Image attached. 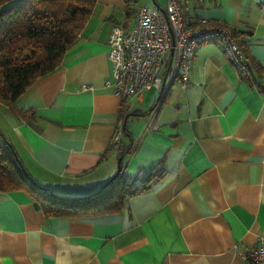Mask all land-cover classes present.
<instances>
[{
	"label": "crops",
	"instance_id": "0c3cea01",
	"mask_svg": "<svg viewBox=\"0 0 264 264\" xmlns=\"http://www.w3.org/2000/svg\"><path fill=\"white\" fill-rule=\"evenodd\" d=\"M177 2L190 28L234 32L249 75L208 40L185 87L174 79L162 93L122 99L111 28L129 29L138 6L167 0H138L130 16L124 0H97L61 64L15 99L16 111L0 102V145L6 139L33 180L69 202L108 183L121 156L130 178L155 168L164 176L99 215L46 216L25 190L1 191L0 264H247L264 241V0ZM123 105L133 111L126 120Z\"/></svg>",
	"mask_w": 264,
	"mask_h": 264
},
{
	"label": "trees",
	"instance_id": "16d2710c",
	"mask_svg": "<svg viewBox=\"0 0 264 264\" xmlns=\"http://www.w3.org/2000/svg\"><path fill=\"white\" fill-rule=\"evenodd\" d=\"M124 2L130 16L138 0ZM96 4L97 0H0V102L16 111L12 108L15 99L37 78L61 64ZM130 114L133 113L123 105L122 120ZM163 176L164 173L155 168L140 177L130 178L124 172L121 158L116 174L100 190L69 202L41 188L6 139L0 145V192L25 190L40 204L46 216L118 212L131 195L145 190ZM247 264L257 263L247 257Z\"/></svg>",
	"mask_w": 264,
	"mask_h": 264
},
{
	"label": "built area",
	"instance_id": "2783aa9c",
	"mask_svg": "<svg viewBox=\"0 0 264 264\" xmlns=\"http://www.w3.org/2000/svg\"><path fill=\"white\" fill-rule=\"evenodd\" d=\"M260 7L264 9V3ZM208 40L218 41L241 76L248 75L244 52L229 27L217 24L190 28L177 0H167L164 9L140 5L131 28L125 29L116 23L110 31L107 56L111 62L114 94L129 99L151 89L162 93L165 82L170 84L174 79L185 87L195 48ZM156 109L152 110V117ZM119 133L120 130L114 134L113 145L119 142ZM246 256L257 264H264V241Z\"/></svg>",
	"mask_w": 264,
	"mask_h": 264
},
{
	"label": "water",
	"instance_id": "95a60500",
	"mask_svg": "<svg viewBox=\"0 0 264 264\" xmlns=\"http://www.w3.org/2000/svg\"><path fill=\"white\" fill-rule=\"evenodd\" d=\"M132 113H133V112H132ZM121 158H122V157H119V159H118L119 162L121 161ZM41 188H43V187H41Z\"/></svg>",
	"mask_w": 264,
	"mask_h": 264
}]
</instances>
